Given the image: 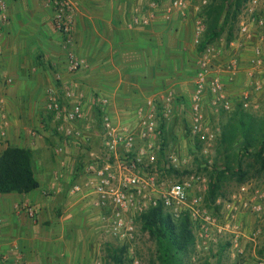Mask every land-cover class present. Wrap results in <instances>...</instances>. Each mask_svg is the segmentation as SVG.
<instances>
[{
    "label": "crops",
    "instance_id": "crops-1",
    "mask_svg": "<svg viewBox=\"0 0 264 264\" xmlns=\"http://www.w3.org/2000/svg\"><path fill=\"white\" fill-rule=\"evenodd\" d=\"M127 2L132 5L135 0H74L71 49L88 67L70 75L62 36L52 25V10L41 0H6L8 23L0 28V74L6 76L11 66L29 71L22 74L20 69V74L13 75L14 80L26 79L28 83L22 84L24 89L14 85L13 97L9 95L4 102L11 122L9 135L0 140V153L7 145L31 149L38 188L28 194H0V263L16 264L22 257L28 264H86L95 245L106 240L99 211L91 207V197L69 192L74 180L82 175L84 165L73 163L81 144H71L64 150L62 164L48 149L49 144L58 143L52 142L46 132L51 117L45 109L43 90L52 80L51 65L83 97L85 116L106 99L105 111L112 124L134 133L138 131L137 113L148 101L171 91L177 100L175 110L191 98L190 91L163 90L172 83L174 74L177 77L172 73L175 50L180 51V71L185 65L186 46L173 45L174 37L183 34V27L165 25V13L162 19L158 12L148 26H132V7L126 8ZM253 31L256 36L257 30ZM243 43L231 48L240 58L236 71L227 66L221 74L230 96L247 85L250 77L264 71L256 72L258 67L250 64L254 57L251 50L257 42ZM55 89L62 96L63 87ZM128 113L136 115V129H131L133 116ZM83 124L78 126L90 133L92 125ZM28 126L35 127L38 134L27 130ZM56 173L60 179L54 183ZM27 208L32 209L33 217L27 215Z\"/></svg>",
    "mask_w": 264,
    "mask_h": 264
},
{
    "label": "built area",
    "instance_id": "built-area-1",
    "mask_svg": "<svg viewBox=\"0 0 264 264\" xmlns=\"http://www.w3.org/2000/svg\"><path fill=\"white\" fill-rule=\"evenodd\" d=\"M43 5L52 10V25L62 36V49L66 55L67 73L73 75L85 70L88 64L78 58L71 49L73 26V0H41ZM165 11V20L170 14L177 12L185 16L187 0H170ZM159 4L149 0L143 13H135L131 20L132 26H148L155 20ZM264 0H248L239 18L238 33L240 39L251 41L253 28L264 29ZM6 0H0V21L6 22ZM204 31V25L197 21L194 28V43L197 44ZM262 40V38L260 39ZM238 43H230L234 47ZM218 54L215 45L207 46L201 53L194 82V90L190 98L188 112L189 133L193 139L203 145V154H207L217 141V133L211 131L204 114V99L209 94L212 106L225 112L230 111L232 103L225 93L224 84L218 74L211 70L213 57ZM251 67L261 65L260 50L256 48L250 61ZM237 61L231 58L228 69L235 71ZM252 76V75H250ZM60 81V76L56 77ZM10 84L11 80H6ZM251 90L242 94L241 107L247 110L253 104L252 93L264 94L259 82L251 83ZM62 96L56 89L46 91L45 109L54 122L55 131L59 137L58 144L53 149V157L62 164L64 150L71 144L88 146L91 144L89 130L78 125L85 120L83 97L71 86H64ZM175 96L171 91L155 101H148L146 106L137 113L138 131L115 127L105 111L107 100L101 99L102 132L101 145L98 152L88 153L90 161L82 169V175L76 178L70 186L71 194L83 193L91 197V207L99 211L101 231L106 238L128 244L132 252L136 240V225L138 218L149 210L162 207L172 219L188 216L197 227L198 236L203 239L210 233L216 236H226L232 241L233 248L243 253L240 241L255 243L259 230L252 229L247 235L243 233V225L249 218H261L264 215V189L239 187L237 194L224 203L217 215H212L204 203L205 185L199 176L190 175L174 183H164L158 180L157 154L160 147L154 143V138L161 121H167L173 115ZM9 126L4 101L0 99V139L5 138ZM33 136V135H32ZM165 161L177 167L182 160L175 155H168ZM163 167V165L161 164ZM60 179L59 174L53 176L54 183ZM220 201H217L219 205ZM27 215L33 217L32 209L27 208ZM242 243V242H241ZM16 264H28L20 257ZM258 264H264V258Z\"/></svg>",
    "mask_w": 264,
    "mask_h": 264
},
{
    "label": "rangeland",
    "instance_id": "rangeland-1",
    "mask_svg": "<svg viewBox=\"0 0 264 264\" xmlns=\"http://www.w3.org/2000/svg\"><path fill=\"white\" fill-rule=\"evenodd\" d=\"M110 1V0H109ZM208 0H187V8L185 10V16H181L180 14H172V18L165 22V25L183 27L182 33H179L177 38L174 37L173 45L182 43L186 46L185 49V62L183 65V70L180 71L179 62L180 59V51H176L173 53L175 61L172 64V73H177V77L174 74V80L172 78L171 84L164 86L163 90H172V91H190V93L194 90V82H195V71L198 67V62L201 57V53H197L194 43L193 35L194 28L196 26L197 21H201L200 17H198L201 8L207 3ZM74 2V0H73ZM149 0H135L134 4L130 5L129 2L126 3L127 7L131 8L132 17L134 13H143L147 7ZM170 0H160L158 15L162 17L164 16L165 11L168 9ZM245 6V4H244ZM244 6L241 9V12L238 16V21L234 31V39L230 43H238L239 45L244 44V40L240 39L238 33V24L239 18L243 12ZM104 9H100L102 11ZM264 17V12L261 13ZM73 14V21H74ZM130 19H128L129 21ZM8 21V20H7ZM6 21V22H7ZM202 22V21H201ZM8 23V22H7ZM7 23L0 21V28L4 27ZM256 36L252 39L253 44L255 42L256 45H253L252 56H254L256 46L260 50V59L261 65L258 66L256 72L259 70H264V29H256ZM262 38V40H260ZM230 43L226 46L224 36L219 39L214 45L218 49V54H216L211 62V70L213 73L218 74L221 81L224 71L227 70L229 61L231 58L236 59L237 65L236 69L239 65V55L235 52V50H231ZM35 45V44H33ZM62 47V46H61ZM178 52V53H177ZM30 53V51H27ZM177 58V59H176ZM31 66V65H30ZM1 67V64H0ZM51 74L52 80L50 84L45 87L43 90V94L46 95V91L51 88H57L58 86H70L71 84L67 83L69 81H63L59 73L60 71L56 69H52ZM21 69V68H20ZM20 69L16 66L8 67V71L5 73L6 76L0 74V99L5 102L6 98L11 95L13 97L12 89H14V85H18V87H25V83H28V80H14L13 75L16 72H19ZM235 69V71H236ZM3 71V68H1ZM29 71L27 68L25 71L21 69L22 74H25ZM19 72V74L21 73ZM31 72V71H30ZM34 72V71H33ZM21 74V75H22ZM256 74V73H255ZM60 76V82L56 83L55 78ZM182 76V78H180ZM57 79V78H56ZM6 80H11L10 84H6ZM259 82V84L264 89V71L262 74L253 75L250 77L249 81L242 86L240 90L233 91V96L228 95L230 102L232 103V108L230 111L225 112L219 108H214L212 106L211 97L209 94H206L204 99V114L206 123L211 131H214L218 134L220 131V127L222 124L226 122L227 117L232 113L234 107L236 105H241L242 94L246 92L248 89L251 90V83ZM16 83V84H15ZM56 84V85H52ZM224 84V83H223ZM29 85V84H27ZM57 86V87H56ZM225 88V87H224ZM24 89V88H23ZM58 90V89H57ZM14 91V90H13ZM252 91V90H251ZM226 93V90H225ZM59 96L60 93L58 92ZM191 95V94H190ZM252 102L254 105L249 107L247 110L248 113H251L259 118H264V94L259 92L252 93ZM190 107V100L181 105L180 109H175L173 115L167 121H161L163 123L162 126L158 127L156 136L154 138V143L158 147H162L164 154L160 157L157 154V159H159V164L157 165V175L158 180L163 181L164 183H174L179 181L183 177H188L190 175L199 176L204 180L205 192H204V203L207 210L212 215H217L221 206L226 203L233 195L237 194L238 189L242 185H247L249 188L256 189H264V172L258 173L257 166L254 164V161L251 158H244L242 161V170L247 173L243 182H239L235 177H228L224 181V185L221 190V194L216 198L214 205L211 207L217 208V211H212L210 204L206 203V194L208 192V185L211 181L212 172L214 173L213 165L221 166L222 157L217 152L216 143L210 149H208L207 154H203V145L197 143L195 139H193L189 133V121H188V112ZM244 110V109H243ZM6 111V110H5ZM7 115V114H6ZM129 116H133V123L131 129H136L137 125L135 120H137L136 115L134 113H128ZM9 117V116H8ZM47 118V117H46ZM52 118L48 117L47 130L48 135L52 139V142L58 140L59 137L55 132L54 123H51ZM9 123L11 122V118L9 117ZM92 125L90 130L91 133V144L86 147L84 145L79 146L78 158H75L74 164H79V167L83 166L84 163L90 161V157L88 155V151L98 152L101 145L102 132L98 127L97 118H96V106H93L88 111V115L84 120L83 127L86 125ZM31 130V133L35 131L38 134V131L35 127H27V130ZM9 126L6 130L5 138H1L3 141L9 135ZM8 134V135H7ZM58 144V143H57ZM57 144H49L48 149L51 151V156L53 155V149ZM159 153V152H158ZM168 155H175L182 160V164L180 166L174 167L171 166L167 161H165V157ZM163 165V167L161 166ZM169 169H173L179 171L178 173L168 171ZM217 201H220L219 205H217ZM137 235L136 240L133 243V250L126 255L127 261L126 264H158L157 261V245L153 239L149 237L146 232H143L140 228V224L136 225ZM244 235H247L253 228L259 230L258 237L255 240V243H251L249 241H240L242 245L243 253L240 254L238 249L233 248L232 241L229 238V235L226 236H216L214 233H210L209 237L205 239V245L203 244V239L198 236L197 227L194 225V236H195V245L187 257L186 261L188 264H258L259 260L264 258V250H263V239H264V215L261 218L252 217L247 219L242 227ZM101 244L98 242L95 245L94 252L92 256L88 259V263L86 264H109V260L107 258V248L109 245L112 247H116L123 243L112 240L110 238H106V240H101ZM242 242V243H241ZM3 261L0 264H5ZM9 264V263H8Z\"/></svg>",
    "mask_w": 264,
    "mask_h": 264
},
{
    "label": "trees",
    "instance_id": "trees-1",
    "mask_svg": "<svg viewBox=\"0 0 264 264\" xmlns=\"http://www.w3.org/2000/svg\"><path fill=\"white\" fill-rule=\"evenodd\" d=\"M157 3L160 0H155ZM248 0H208L198 17L204 31L195 46L197 53L209 45H214L224 36L226 46L234 39L238 16ZM245 7V6H244ZM195 71V76H196ZM177 100H175V103ZM96 118L100 129L101 111L96 106ZM163 123V122H160ZM159 123V125H160ZM162 124L160 125V127ZM56 132V131H55ZM57 134V132H56ZM197 146L199 141L195 139ZM217 152L222 157L221 166L213 165L211 181L208 185L206 203L212 211L216 198L221 194L224 181L235 177L243 182L247 173L242 170L244 158H251L257 172H264V118H259L236 105L217 135ZM159 156L164 154L162 147ZM31 149L7 145L0 153V194H28L38 188L32 167ZM159 159L157 163L159 164ZM168 170V169H167ZM169 172L179 171L169 169ZM143 232L157 245L158 264H188L187 257L195 245L194 223L188 216L174 220L160 206L149 210L138 218ZM264 250V239H263ZM109 264H126L129 254L128 244L107 248Z\"/></svg>",
    "mask_w": 264,
    "mask_h": 264
}]
</instances>
